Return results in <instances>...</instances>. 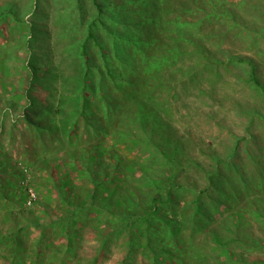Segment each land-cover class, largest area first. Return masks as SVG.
Wrapping results in <instances>:
<instances>
[{
	"label": "trees",
	"instance_id": "16d2710c",
	"mask_svg": "<svg viewBox=\"0 0 264 264\" xmlns=\"http://www.w3.org/2000/svg\"><path fill=\"white\" fill-rule=\"evenodd\" d=\"M213 1L122 0L116 4L115 0H7L5 5L0 6V30L5 23L12 24L18 28L22 39L12 56L13 60L21 63L15 67L19 70H2L5 72L1 74L0 81L5 87L12 84L11 90L7 92L15 91L11 96L18 103L19 108L16 107L22 111L23 120L35 129L39 137L52 141L64 138L71 143L74 137L78 141L80 135L77 130L82 122L90 135L87 140L90 146L80 148L78 153L75 150L69 152L72 158L67 156L68 169L62 177L49 170L57 197L66 205L64 214L48 225L32 223L43 234L47 228L59 226L67 239L65 255L72 251L70 245L77 231L82 229L81 225L85 227L90 219L95 218L97 223L93 224L99 227L98 223L113 217L117 221L113 231L105 236L97 234L100 245L88 264L97 263L113 236L124 238L122 247L125 255L121 264H129L135 254H141L144 258L152 257L150 264H166V261L169 264L264 263V258L249 260V256L236 250L245 244L249 246L248 249L255 248L253 243L256 241L251 240L249 233L254 231L255 223L264 229V178L259 177L255 185L258 192L249 198L250 209L236 207L233 202L237 196L242 199L243 195L249 193L245 169H236L239 181L234 183V180L230 184L228 174L221 171L222 161L217 160L213 170L201 169L205 173L204 179H208L204 188L200 189L196 182L181 181L184 169L178 159L180 152L178 147L171 149L170 137L144 139L138 134H130L127 129L132 122H138L142 130H147L149 124L154 127L155 123H161L160 110H163V104L159 105L156 100L144 102L136 99L127 105L119 103L120 99L117 100L112 91L105 90L108 85L121 95L124 94V86L118 79L126 77L130 69L128 66H133L132 49L142 55L148 79H154L152 86L148 80L145 82L148 87L154 91L158 87H165L168 81L159 70L173 62L172 58L180 51L172 45L182 39L184 34L181 30L194 27L196 19L190 18L193 10H199L207 16L213 15L205 8L207 3ZM166 20L171 22L172 30H178V34L160 37L156 32L159 28L156 27ZM69 23L76 28L72 34L69 32ZM111 24L120 25L121 29ZM53 31L57 34L55 47L70 52L58 59L54 58V52L51 51L54 46L52 37H55ZM21 50L25 51V56L19 54ZM200 51L203 52L202 49ZM232 59L252 66V85L264 97V82L257 76L253 61L243 56H233ZM8 60L3 56L1 47V69H5L3 65ZM64 65L67 68H63ZM15 75H19V84L23 82L19 90L7 77ZM148 90L151 91V88ZM38 92L42 95H38ZM104 103L109 107L107 113L101 114ZM95 122L98 125L93 131L90 128ZM94 134L97 142L91 140ZM140 142L144 146L155 145L162 162L156 166L145 159L141 163L137 162L135 167L127 166V172L140 174L134 176L137 184L132 183L133 187L127 182L131 175L116 176L121 155L115 147L122 143L132 149ZM102 157L110 164H103ZM73 158L78 160L73 163ZM44 162L48 163V160L44 158ZM8 166L0 160L2 187L8 181ZM69 169L88 177L91 187L84 190L82 202L72 197L74 190L71 185L77 189V183L71 178ZM257 173L262 176V172ZM226 184L232 188L228 190ZM22 189L19 195L23 198V204L26 194ZM210 192L213 197L211 204L207 202ZM4 195L10 197L8 191ZM85 200H89L88 206L81 205ZM216 213L218 216H215ZM219 218L223 222H219L221 226H216L215 222ZM240 225L249 227L243 240L231 237L232 234L238 236L236 229ZM27 230L28 226L17 228L13 224L9 233L0 234V242L4 243L5 249L8 248L12 264H21L23 232ZM208 250L217 257L211 262Z\"/></svg>",
	"mask_w": 264,
	"mask_h": 264
},
{
	"label": "rangeland",
	"instance_id": "374dc122",
	"mask_svg": "<svg viewBox=\"0 0 264 264\" xmlns=\"http://www.w3.org/2000/svg\"><path fill=\"white\" fill-rule=\"evenodd\" d=\"M115 1L118 4L122 0ZM6 2L7 0H0V6ZM205 8L213 12V15L207 16L199 10H193L190 18L196 19L194 27L181 30L184 35L180 42L170 43L180 51L172 58L173 62L159 70L168 81L165 87H158L155 91L148 87V84H154V79H148L142 55L132 49L133 66H128L130 69L126 77L118 79L124 86V94L121 95L108 85L105 90L112 91L117 100L120 99L119 103L127 105H131L136 99L144 102L156 100L159 105L163 104V110H160L163 119L157 114L161 123H155L154 127L149 124L147 130H142L138 122H132L127 129L130 134H138L144 139L161 140L162 137H170L171 149L179 148L178 159L184 169L181 181L196 182L200 189L204 188L208 179H204L205 173L201 172V169L213 170L217 160L222 161L221 171L228 174L230 184L234 180V183L239 181L237 170L245 169L249 193L247 196L243 195L242 199L237 196L233 202L236 207L250 209L249 198L258 192L256 183L259 177L264 178V97L252 85V66L248 63H237L232 57L250 58L257 76L264 82V0H215L207 3ZM226 13L229 15H224ZM169 23L171 22L166 20L156 27L159 28L156 32L160 37L178 34V30H172L173 26ZM69 25V32L72 34V30L76 28H73L71 23ZM111 25L121 29L120 25ZM19 32L18 28L6 23L0 30V49L2 47L3 56L9 58L3 65L5 69H1L0 65V76L5 72L2 70H19L15 67L21 63L12 59L14 49L22 42ZM52 33L55 36L52 37L54 46L51 49L54 58L69 54L68 50L55 47L57 34L54 31ZM49 41L50 38L46 39L47 47ZM43 50L44 46L41 52ZM19 54L25 56V51L21 50ZM63 68L67 66L64 65ZM7 77L19 90V85L23 83L19 84V75ZM147 80L148 84L145 83ZM10 88L11 83L5 87L0 81V160L9 164L8 181L4 187L0 181V234L9 233L13 224L17 228L28 226V230L23 232L25 235L20 256L21 264H88L100 245V237L97 234L105 236L113 231L117 223L113 217L98 223L99 227L93 224L97 223L95 218L90 219L85 227L81 225L82 229L77 231L76 238L70 245L72 251L66 255L64 251L67 239L59 226H51L43 234L40 228L32 225H48L64 214L66 205L57 197L49 170L52 174L62 177L66 168L68 169L66 161L69 152L75 150L78 153L80 148L90 146L87 141L90 138L88 129L82 122L77 130L80 139L76 141L74 137L71 143L62 137L60 141L39 137L35 129L23 120L22 111L17 109L19 105L15 103L14 96H11L15 91L7 92ZM148 88H151V91ZM38 95L42 93L38 92ZM108 107L109 105L104 103L101 114L107 113ZM150 111L153 112L151 108ZM146 112L148 113V109ZM97 125V122L93 123L90 129L94 131ZM96 137L95 134L91 136L92 142H97ZM126 146L122 143L116 144L115 149L121 155L116 176L131 175L127 182L133 186L137 184L134 176L140 174L127 172V166L135 167L137 162L141 163L145 159L151 165L160 166L162 156L156 151L155 145L144 146V143L140 142L132 146V149ZM69 157L72 158L70 155ZM44 158L48 163L44 162ZM73 159V163L78 160ZM102 162L110 164L105 157ZM69 170L71 178L77 183V189L71 185L74 190L72 197L82 202L85 198L84 190L91 187L87 181L88 177L74 169ZM258 171L262 172V176ZM21 188L26 194L23 204V198L19 195ZM231 188L227 186L228 190ZM7 191L9 198L4 195ZM212 200L210 192L207 202L211 204ZM88 202L89 200H85L81 205L88 206ZM219 222H223L222 219L219 218L215 225H220ZM255 224L254 231H249L247 225H240L236 229L238 236L231 235L232 238L243 240L249 231L251 240L256 241L253 243L255 248L248 249L249 246L245 244L236 249L249 256V260L264 258V229L259 223ZM123 242V237L110 238L107 250L95 264H121L125 255ZM208 252L209 262L217 258L216 254L209 250ZM8 253V248L5 249L4 243L0 242V264H12L13 259ZM150 259L152 257L144 258L141 254H135L129 264H150ZM169 263L166 261V264Z\"/></svg>",
	"mask_w": 264,
	"mask_h": 264
}]
</instances>
